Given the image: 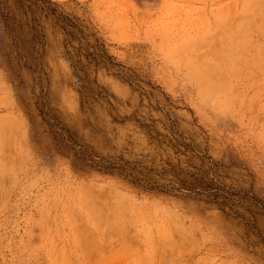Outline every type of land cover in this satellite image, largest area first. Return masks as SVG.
<instances>
[{
  "label": "rangeland",
  "instance_id": "1",
  "mask_svg": "<svg viewBox=\"0 0 264 264\" xmlns=\"http://www.w3.org/2000/svg\"><path fill=\"white\" fill-rule=\"evenodd\" d=\"M0 264H264V0H0Z\"/></svg>",
  "mask_w": 264,
  "mask_h": 264
},
{
  "label": "bare ground",
  "instance_id": "2",
  "mask_svg": "<svg viewBox=\"0 0 264 264\" xmlns=\"http://www.w3.org/2000/svg\"><path fill=\"white\" fill-rule=\"evenodd\" d=\"M122 204H123V203H122ZM117 205H118V203H117ZM117 205H115V206L118 207ZM124 205H125V204H124ZM100 206H101V205H100ZM119 206L121 207V204H119ZM122 206H123V205H122ZM124 207H125V206H124ZM77 226H78V225H77ZM78 227L81 228V227H83V225L81 226V224H80V226H78ZM109 227H110V226H109ZM120 227L124 228L123 226H120ZM109 229H111V227H110V228L107 227L105 230L108 231ZM119 229L122 230L121 228H119ZM119 229H118V231H119ZM127 230H128V229H127ZM136 234H137V233H136ZM84 235H86V234L83 233V236H84ZM83 236H82V237H83ZM139 236H140V235H139ZM86 237H87V236H86ZM88 237H89V236H88ZM89 239H90V238H89ZM86 240H87V238H86ZM90 240H91V239H90ZM90 240H89V241H90ZM120 240H121V239H120ZM64 242H65V240H64ZM79 242H80V241H79ZM124 245H125V242H124L123 246H124ZM154 247H155V246H154ZM107 248H108V247H107ZM156 248H157V247H156ZM109 249H110V248H109ZM103 250H104V249H103ZM95 252L100 253L101 251H97V250H95V251H94V254L92 253V256H94L95 254H97V253H95ZM156 252H157V250H156ZM97 255H98V254H97ZM95 256H96V255H95ZM95 256H94V257H95ZM148 263H149V262H148Z\"/></svg>",
  "mask_w": 264,
  "mask_h": 264
}]
</instances>
